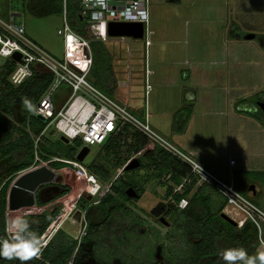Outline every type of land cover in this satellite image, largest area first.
Returning a JSON list of instances; mask_svg holds the SVG:
<instances>
[{
    "label": "rangeland",
    "instance_id": "1",
    "mask_svg": "<svg viewBox=\"0 0 264 264\" xmlns=\"http://www.w3.org/2000/svg\"><path fill=\"white\" fill-rule=\"evenodd\" d=\"M149 10L148 33L151 41L156 43L149 48V52L160 48L153 54V59L161 53L160 57L155 58L157 75L152 77L153 88L152 91L151 88L149 89L147 97L149 116L153 114L151 121L157 124L160 130L155 129L157 132L171 144L190 154L172 139L170 135L172 118L168 113L176 109L177 100L182 96V92L184 93L183 90L189 91L194 87L193 85L202 84V82L198 83L203 80L200 77L199 80L196 78L194 83L191 78L187 80L185 77L187 87L183 90L179 87L178 84L183 83L181 81L183 70L189 67L185 64L186 61L200 60L202 65L198 67L201 68L203 77L204 74H211L212 80L215 81L223 76L224 81L221 80V85L223 83L226 85V77L228 78L226 72L231 71L235 81L240 84L241 98L237 110L258 115L264 121V112L260 106V103L264 102V0H150ZM12 14L16 20L24 24L26 35L31 40L57 58L64 56V39L58 34V30L64 24L63 12L57 4L51 0H25V2L0 0V18L10 21ZM103 31L109 36L106 30ZM231 31L234 35L238 34L237 41L233 39ZM249 33H254L255 37L245 39V35ZM104 44L113 56L112 65L117 78V89L112 95H107L121 104L130 99L129 110L143 119L147 96L145 39L128 37L125 42L115 40ZM81 48L82 53L87 54V51ZM192 50L198 53H192ZM233 52H235L234 56ZM9 59L11 58H0V71ZM157 61L158 64L164 63L163 69L157 65ZM228 79L232 82V78ZM156 80L159 85L155 84ZM165 82H170L172 85H165ZM202 90L201 95L205 94L207 89ZM71 91L67 84H62L54 90L52 97L56 109L63 106ZM225 92L219 90L217 95L221 98L226 95ZM224 108L223 102L218 103L215 110L218 113L212 116L216 124H220L224 118L219 115ZM163 112H167L168 115L165 116ZM196 116H199L196 120L201 122L200 113ZM21 118L18 106L14 107L11 116L15 126L13 140L20 136ZM43 133L50 143L60 146L61 136L56 133L54 125H47ZM134 133L131 131L122 137L115 152L101 146L102 144L90 146L91 151L83 161L86 167L91 163L102 165L110 173L111 179L108 182L103 183L99 180L102 184L111 185L114 181L130 183L138 190L141 197L127 201L121 211L108 217L98 211L97 205H92L87 209L88 215L85 216L83 226H79L77 222L73 226L70 222L64 225L63 229L71 236L75 235L81 244L80 253L85 257L81 264H184L190 259V245L187 244L184 233L187 221L185 215L180 211L168 214L161 209L157 210V214L153 213L160 203H174L169 195V187L173 183L171 178H168L170 172L158 171L155 163L144 156L145 152L154 149L156 144L147 140L145 147L139 149L138 139L132 136ZM214 133L219 139V148L227 149V153L220 158L216 157L217 159L210 157L212 162L223 170L220 174L212 170L213 173L228 183L241 176L246 178V184L238 190L250 197L254 203L261 204L260 207L264 210V172L241 170L243 166L251 167L253 161L249 162V157L246 158L248 161L243 160V151L227 148V136L222 129ZM190 134L191 132L188 137ZM245 136L243 132V137ZM10 141L11 139L0 141V150L3 146H8ZM83 145L79 139L68 143L69 148L74 151H79ZM133 158H141L142 165L133 171L125 170V166ZM192 158L198 162L200 160L194 155ZM231 159H234L237 165H231ZM13 166L10 157H2L0 152V187L13 178L14 174L11 172ZM2 167L5 169L2 170ZM207 169L211 171L210 168ZM51 185L54 184H46L43 188H51ZM200 186V183L196 184L190 194L195 193ZM213 190L216 192H213V195L220 194ZM250 190H255L256 196L251 197ZM210 191H212L211 187ZM51 193L52 189H49L43 194ZM99 198V196L93 199L86 197L84 206L79 205L78 209L83 211L88 203ZM223 198L222 196L213 199V206L217 208ZM56 207L60 209L58 205ZM53 209L54 207H51L50 210ZM85 225L86 229L83 231ZM88 226L91 228L89 233H87ZM85 235L88 236L87 239H84ZM258 241L260 247L257 246L256 252L264 251V245L261 244L259 237ZM69 264H72V261Z\"/></svg>",
    "mask_w": 264,
    "mask_h": 264
},
{
    "label": "built area",
    "instance_id": "2",
    "mask_svg": "<svg viewBox=\"0 0 264 264\" xmlns=\"http://www.w3.org/2000/svg\"><path fill=\"white\" fill-rule=\"evenodd\" d=\"M63 2L64 24L58 30V34L64 39V56L62 58L53 56L31 40L26 35L24 24L16 20L13 14L10 21L0 18V58H11L16 62V66L10 74V81L19 85L33 75L36 66L44 67L53 75V82L35 106L34 113L43 116L48 121V125H54L56 133L67 138L69 142L79 139L83 142V146L89 147L105 143L112 134L119 133L125 125H129L134 130L141 132L151 142L169 151L190 168V173L183 178L180 184L172 185L173 194L183 193L185 186L192 181L193 177L197 179V184L212 186L226 200L223 212L233 219L239 228L246 221L252 222L258 230L261 243L264 244L262 240L264 210L260 206L254 203L250 197L243 195L233 183L225 182L192 158V152L190 154L183 152L157 132L149 121L147 107L145 116L141 119L129 110L130 99L121 104L100 90L89 79L94 62L92 42L106 43L115 40L125 42L128 37H131L110 36L108 28L111 22L143 23V38L145 39V51H147L151 43L148 33L150 0H80L78 13L85 21V33L70 24L67 10L68 0H63ZM103 30H106L109 36ZM81 47L87 51V54L82 53ZM17 52L21 54L18 61L13 57ZM128 53L130 56L131 51L129 50ZM145 71L147 75L149 73L147 62ZM62 84L70 86L72 91L63 106L56 109L52 94ZM145 85L147 87L148 83L145 82ZM40 136L36 138V149ZM50 161L65 162V165L56 169L50 165ZM234 162V160L231 161V163ZM42 164H47L56 172L61 173L64 179L63 184L70 188L69 191L46 204L36 203L34 206L15 210L7 209L6 230L9 238L13 240L15 230L12 228L11 222L14 219L39 215L58 205L60 209L41 236V248H44L67 222H70L71 226L75 224L74 216L79 210L78 205L83 197L91 196L93 199L99 196L98 200L93 201L96 204L109 192L110 185L102 184L97 176L77 159L53 157L50 160H45L38 151L35 152L33 164L27 169ZM168 178H170V174ZM187 204L188 200L182 198L179 207L185 208ZM86 214L87 210H83L81 226H83ZM85 229L86 225L83 227V231Z\"/></svg>",
    "mask_w": 264,
    "mask_h": 264
},
{
    "label": "trees",
    "instance_id": "3",
    "mask_svg": "<svg viewBox=\"0 0 264 264\" xmlns=\"http://www.w3.org/2000/svg\"><path fill=\"white\" fill-rule=\"evenodd\" d=\"M51 1L57 4L60 7V11L63 12V0ZM79 1L68 0V19L75 29L85 33V21L78 13ZM21 2H25V0H21ZM92 51L94 62L89 76L90 80L100 90L112 95L117 89V78L112 65L113 56L106 45L98 41L92 42ZM15 66L16 62L13 59H9L3 67V70L0 71V141L11 139L8 146H3L0 152L2 153V157H10L11 162L14 163V166L11 168V172L14 174L13 178L0 187V243L4 240L12 242L6 230L8 190L19 172L29 168L33 164L35 152L38 151L40 156L45 160H50L53 157L75 160L76 154L78 153V151L69 148L68 143L64 141H61L58 147L54 143H50L43 133L48 125V121L40 119L34 112L27 111L22 107V99L27 98L31 101L35 109V106L45 91L52 84L53 75L44 67L36 66L34 67L32 76L28 77L19 85H15L10 81V74ZM16 106H18L22 118L20 122L21 127L19 128L20 136L13 140L15 126L11 116L13 115V108ZM191 112V107H183L175 113V129L184 130ZM130 130L135 132L132 136L138 139V148H144L149 139L129 125H125L119 133L112 134L101 146L115 152L118 144H120L121 138L129 134L131 132ZM38 136H40V140L37 143L38 148L36 149V138ZM107 154L109 155V151ZM144 156L155 163L158 171L162 173L171 172V180L175 184H180L183 178L190 173V168L185 163L160 145L156 144L154 149L146 151ZM139 160L142 165L143 160L141 158ZM50 165L53 168L59 169L65 165V162L50 161ZM87 168L103 183L111 179L110 173L102 165L91 163L87 165ZM3 169L5 168L2 167ZM196 184L197 179L193 177L192 181L185 186L183 193L174 194L173 186H170L169 195L174 200V203H160L153 210L154 214H157V210L161 209L164 213L175 214L176 211H180L185 215L184 218L187 221L184 233L186 242L190 245V259L184 262V264H224L220 253L222 250L229 248H243L250 256L257 254L259 234L256 226L252 222L246 221L239 228L225 220L221 216V213L226 200L220 201L219 205L216 206L217 208H215L213 206L214 198L207 184H201L195 193L190 194ZM55 185L57 186V192L52 194L50 200L41 199L38 200V204H46L49 201L56 200L70 189L64 184ZM130 186H132L130 183L122 181L112 182L109 192L98 203L94 204L90 202L83 210H87L92 205H97L98 211L105 217L121 211L127 201L138 199L129 197L126 194V189ZM46 196L43 195L42 198ZM182 198L188 200L185 208L179 207V202ZM84 201H87L86 197L80 200L79 205L84 206ZM57 212V207H54L53 210H48L39 215L24 216L23 219L28 221L29 231L34 233L41 241L42 234L55 218ZM90 231L91 228L88 226L87 233ZM87 237L85 235L84 239H87ZM76 249L78 250L75 253ZM81 249V244L78 239L71 236L65 229H61L47 246L41 248L38 258H33L25 262V264H69L70 261H72V264H81L85 258L80 253ZM0 264H21V261L19 259L9 260L0 256Z\"/></svg>",
    "mask_w": 264,
    "mask_h": 264
},
{
    "label": "crops",
    "instance_id": "4",
    "mask_svg": "<svg viewBox=\"0 0 264 264\" xmlns=\"http://www.w3.org/2000/svg\"><path fill=\"white\" fill-rule=\"evenodd\" d=\"M231 33L234 36L233 39L237 41L238 34L234 35L233 31H231ZM155 44H156L155 42L151 41L150 46L147 48V51L145 52V58H146L145 67L147 62V67L149 69V73L147 75L145 74V82H147L150 85V86L148 85L147 87L145 85L146 95H147L146 96L147 109H148L147 97L149 94V89L151 88L152 91L153 88L152 77H156L157 75L156 59L158 58V56L159 57L161 56V53L159 52L160 54H158V56L155 57L156 59L155 58L153 59V54L156 51H158L160 48L155 49L153 52L150 51L151 53L149 52V48L153 47ZM194 52L198 53L197 51L192 50V53ZM227 54H231V52L229 53L227 52ZM234 55L235 52H233V56ZM163 64L161 63L158 64L157 61V65L160 68L163 67ZM185 64L188 65L189 67L188 69L183 70V75H182L183 80H181L183 83L178 84L179 87L182 88V90L184 89V87H187V85L185 84V79H184L185 77L187 78V80L191 78L193 80V83L196 78L197 80H199L198 77L202 78L203 80L198 81L199 84L200 82H202L201 85L195 84L193 85L194 87H191V90L189 91L183 90L184 93L182 92V96L177 100L178 105L175 107L176 109H173V111H168L169 115L172 118L171 127H170L171 129L170 135L172 139H175L178 142V145L182 147V149L184 148L186 149V151L192 152L195 157L200 159L199 162H201L203 166H206L207 168H210L211 171L213 170L216 173L220 174L223 172V170L219 168L217 165H215V163L212 162L210 157L217 159L223 155H226L227 153V149L225 150L222 148L221 150L219 148L220 145L218 141L219 139L218 137L215 136L214 133V132H218L219 129H222V131H224L226 133L225 135L227 136V148H233L235 150L237 149L238 151H243L244 152V154H242L243 160L248 161L246 158L249 157L250 158L249 162L252 161L254 162V163L252 162L251 167L249 166L245 168L243 166L241 170L264 172V121L261 120L260 116L258 115L255 116L237 110V105L240 102V98H241V95L239 94L240 84L238 85V82L235 81L231 71H227L226 76H228V78H232V82L230 79L226 77V85H224V83L223 85H221V80L224 81L223 76H220V78H218L219 80H215V81L212 80L211 74H207V75L204 74L205 77H203L201 68L198 67L199 65H202L200 60L198 61L196 60L195 62L186 61ZM155 84L159 85L158 80H156ZM164 84L172 85L170 82L167 83L165 82ZM202 89H207L206 92L204 91L205 94L203 95H201V92L203 91ZM219 90L223 92H225L226 90L228 92L227 93L225 92L226 95L221 96L220 98V96L217 95V91ZM215 91L216 94H214ZM222 102L225 104V108H224L225 110L223 109L222 111H220L219 115L223 116L224 118L220 121V124H216L215 120L212 119V116L217 115L218 112L215 110L218 106V103H222ZM183 107H191L192 112L184 130H177L174 127V115L179 109ZM168 113L163 112L162 114H165V116H167ZM197 113H200L201 122L196 120L199 117L196 116ZM152 115L153 114H150L149 121L153 126V128L158 131L159 130L157 127L158 125L152 123L151 121ZM190 132L191 134L188 137V134ZM212 132L213 134H211ZM243 132L246 134L245 137H243ZM247 150H249L248 153L246 152ZM231 165L235 166L237 165V162L235 161L234 163H231ZM171 175L172 173L170 172V178ZM232 181H233L232 183L238 189L239 187L244 186L247 180L246 178L241 176ZM50 184H54V185H51V188H47V189L43 188L44 185L40 187L39 194H37L36 196L37 201L41 199L48 201L50 200L52 194H55L57 192V186L55 185L56 183H50ZM174 184L175 183H172V185ZM49 189H52V193L47 194L46 197L42 198L44 195L43 193H45V191H48ZM213 192L215 191L212 188L211 191L212 195ZM256 194L257 192L255 190H250L251 197L256 196ZM217 197H222V196L221 194H218L216 196L213 195L214 199H217ZM257 205L260 206L261 204L257 202ZM74 237L77 238L75 235ZM262 240L264 241V228L262 232Z\"/></svg>",
    "mask_w": 264,
    "mask_h": 264
},
{
    "label": "water",
    "instance_id": "5",
    "mask_svg": "<svg viewBox=\"0 0 264 264\" xmlns=\"http://www.w3.org/2000/svg\"><path fill=\"white\" fill-rule=\"evenodd\" d=\"M108 33L110 36H131L136 39H141L144 37V24L141 22H111ZM254 37V33L245 35V39H253ZM13 57L18 61L21 58V54L17 52ZM260 106L264 111V102L260 103ZM38 117L46 121L43 116L38 115ZM61 140L69 143V140L64 136H61ZM90 151L91 148L89 146H83L76 154V159L83 162ZM140 165L139 158H133L125 166V170H134L139 168ZM63 182L62 174L56 172L55 169L47 164L24 170L16 176L10 185L7 197L8 209L15 210L22 207L34 206L37 203L36 196L39 194L41 186L50 183L63 184ZM126 194L132 198H140V194L133 186L126 189ZM88 199H91V196H88ZM221 216L233 225H236V222L224 212L221 213ZM74 218L75 223L79 222V225L82 221V211L80 209L76 211Z\"/></svg>",
    "mask_w": 264,
    "mask_h": 264
},
{
    "label": "clouds",
    "instance_id": "6",
    "mask_svg": "<svg viewBox=\"0 0 264 264\" xmlns=\"http://www.w3.org/2000/svg\"><path fill=\"white\" fill-rule=\"evenodd\" d=\"M22 107L27 111L35 112L34 106L27 98L22 99ZM11 224L15 230L13 240L12 242L4 240L0 243V256L9 260L19 259L21 264L38 258L41 252V241L29 231L28 221L17 217ZM220 256L224 264H264V251L250 256L243 248H229L222 250Z\"/></svg>",
    "mask_w": 264,
    "mask_h": 264
},
{
    "label": "snow or ice",
    "instance_id": "7",
    "mask_svg": "<svg viewBox=\"0 0 264 264\" xmlns=\"http://www.w3.org/2000/svg\"><path fill=\"white\" fill-rule=\"evenodd\" d=\"M109 128H111V125H109Z\"/></svg>",
    "mask_w": 264,
    "mask_h": 264
}]
</instances>
